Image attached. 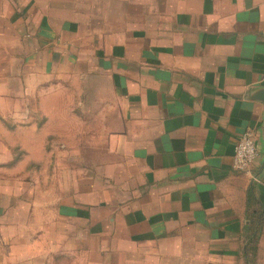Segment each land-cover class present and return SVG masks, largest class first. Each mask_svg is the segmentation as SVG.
Returning <instances> with one entry per match:
<instances>
[{"label":"crops","instance_id":"obj_1","mask_svg":"<svg viewBox=\"0 0 264 264\" xmlns=\"http://www.w3.org/2000/svg\"><path fill=\"white\" fill-rule=\"evenodd\" d=\"M17 60L82 79L113 141L80 167L57 261L264 264V0H0V68ZM246 129L259 155L237 170ZM18 253L0 264H43Z\"/></svg>","mask_w":264,"mask_h":264},{"label":"rangeland","instance_id":"obj_2","mask_svg":"<svg viewBox=\"0 0 264 264\" xmlns=\"http://www.w3.org/2000/svg\"><path fill=\"white\" fill-rule=\"evenodd\" d=\"M30 67L25 70L17 60L0 68L11 77V92L0 98V220L5 214L0 261H15L21 252L26 260L38 257L43 264H84L89 254L72 251V257L57 261L50 253L61 243L67 246L59 237L63 228L56 226L62 222L57 218L68 207L82 212L80 167L98 164L99 151L113 141L102 136L108 126L100 124L99 112L92 115L82 107V79L57 78L61 66L49 63ZM8 241L10 253H1Z\"/></svg>","mask_w":264,"mask_h":264},{"label":"built area","instance_id":"obj_3","mask_svg":"<svg viewBox=\"0 0 264 264\" xmlns=\"http://www.w3.org/2000/svg\"><path fill=\"white\" fill-rule=\"evenodd\" d=\"M258 155L252 130H244L234 147L233 167L237 170H248Z\"/></svg>","mask_w":264,"mask_h":264},{"label":"water","instance_id":"obj_4","mask_svg":"<svg viewBox=\"0 0 264 264\" xmlns=\"http://www.w3.org/2000/svg\"><path fill=\"white\" fill-rule=\"evenodd\" d=\"M259 100H261L262 102H264V89L260 91L258 97H257ZM263 132H264V126H263ZM264 167V161H263V165Z\"/></svg>","mask_w":264,"mask_h":264}]
</instances>
